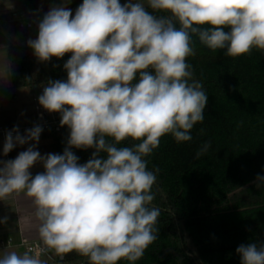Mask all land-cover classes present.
<instances>
[{"label":"clouds","instance_id":"1","mask_svg":"<svg viewBox=\"0 0 264 264\" xmlns=\"http://www.w3.org/2000/svg\"><path fill=\"white\" fill-rule=\"evenodd\" d=\"M70 17L67 7H52L38 38L27 41L42 62L72 53L64 64L67 80H49L38 97L70 129L67 146L62 155H41V126L24 135L18 127L7 132L4 155L18 144H36L0 161V200L31 198L42 251L61 258L75 251L89 264L135 262L159 232L160 210L150 207L159 169L149 170L145 157L164 135L191 141L194 125L204 120L208 96L186 62L196 54L193 35L233 58L264 51V0H147V7L139 0H83ZM129 138L140 142L118 147ZM210 146L205 142L196 157ZM73 147L95 151L81 165ZM37 163L45 171L33 177L29 169ZM255 182L264 185V176ZM30 252H6L0 264H43ZM236 252L241 264H264V242L241 244Z\"/></svg>","mask_w":264,"mask_h":264},{"label":"trees","instance_id":"2","mask_svg":"<svg viewBox=\"0 0 264 264\" xmlns=\"http://www.w3.org/2000/svg\"><path fill=\"white\" fill-rule=\"evenodd\" d=\"M82 3L20 0L14 12L38 17L39 24L52 7L65 6L73 13ZM12 13L0 16L2 25L8 23L15 34L24 33L26 29L9 21ZM27 41L7 48L11 89L33 90L47 86L49 80L66 81L64 64L72 53L42 62ZM193 46L196 54L186 62L208 96L204 120L194 125L191 141L177 142L171 134L164 135L159 147L145 157L149 170L159 169L150 205L160 210L159 232L141 259L118 264H241L238 246L264 242V185L257 187L255 182L257 176H264V51L253 48L250 54L233 58L224 50L201 45L195 35ZM53 114L59 132L42 131L40 138L48 144L36 150L62 155L70 129L61 126L60 113ZM139 142L129 138L118 147ZM205 142L211 146L197 158ZM71 151L82 165L95 149ZM60 258L56 254L49 264H89L75 251Z\"/></svg>","mask_w":264,"mask_h":264},{"label":"crops","instance_id":"3","mask_svg":"<svg viewBox=\"0 0 264 264\" xmlns=\"http://www.w3.org/2000/svg\"><path fill=\"white\" fill-rule=\"evenodd\" d=\"M20 0H15V3H7L5 6H0V16L9 14L14 12L17 9V6L19 4ZM0 28L4 29L8 23H2L0 22ZM10 78V76H9ZM4 86V85H3ZM11 89V83L10 88ZM26 89L27 92L25 94H28V98L30 99L32 95L36 93V91ZM16 89H12V100H14L13 104L10 108H6L5 106L2 107V104H0V126L4 127H15V126H22L28 124L30 122L33 112L30 102V108H26V106L22 105V98L20 93L15 92ZM1 103V102H0ZM33 144H36L35 141H31L27 146L22 147V149L15 154L11 160H14L20 152L26 151L28 147L32 146ZM48 144V140L39 138L38 144H36L37 147H45ZM51 152H42L41 155H45ZM31 175L34 177L38 173H42L45 171L43 166L39 163L35 164L32 168L29 169ZM11 206L12 210H14L15 216L12 215L11 217H8L11 220H15L13 227L10 226L8 228V231H5V233L0 232V236H13L14 238H18L19 235L22 237L28 239V240H41L39 236V221L35 218V208L34 205L31 202V198L26 197L23 193L20 196H16L15 194L11 195ZM2 206H0V209ZM4 209V208H3ZM0 210V213L3 214L5 210ZM7 219V220H9ZM4 218L0 219V222H3ZM56 256V254H55ZM47 257V256H46ZM52 258V257H51ZM55 259L49 260V263L54 262Z\"/></svg>","mask_w":264,"mask_h":264},{"label":"built area","instance_id":"4","mask_svg":"<svg viewBox=\"0 0 264 264\" xmlns=\"http://www.w3.org/2000/svg\"><path fill=\"white\" fill-rule=\"evenodd\" d=\"M32 20L38 21V17H31L24 13L14 12L11 15L10 22L15 24L20 29H30L32 28ZM1 22V21H0ZM44 87H36V93L31 96L30 102L32 107L33 116L26 125L15 126L18 127L21 135L26 133V130L31 129L32 127L39 125L42 127V131L47 132L48 134H54L59 132V124L55 119L53 112H49L44 109L38 101V97L43 94ZM14 127H4L0 126V161L11 160L13 154H17L22 147L27 146L31 141L24 145H16L7 155L3 153V146L5 143L6 133L11 131ZM15 135V134H14ZM2 167V165H0ZM23 248L24 252L31 249V255H38V258L46 257L53 252V250H43L45 246L43 245L42 240H28L21 235L18 238H14L10 235L0 236V252L6 251L13 248Z\"/></svg>","mask_w":264,"mask_h":264},{"label":"rangeland","instance_id":"5","mask_svg":"<svg viewBox=\"0 0 264 264\" xmlns=\"http://www.w3.org/2000/svg\"><path fill=\"white\" fill-rule=\"evenodd\" d=\"M15 3V0H0V6H5L7 3ZM128 2V0H121V5H124ZM133 3L137 2V0H132ZM139 2L144 3L145 6H147V0H139ZM75 12L72 13V17L74 18ZM32 28L26 30L24 33L15 34L12 30V27L7 24L4 29L0 28V104H2V107L5 106L6 108H10L13 104L14 100H12V89L10 88V78H9V53L7 48L18 46L25 44V42L31 38V37H37L38 36V21L32 20ZM4 85V86H3ZM15 92L20 93L22 98V105L30 108V99L28 98V94L26 89H16ZM11 196H8L6 199L0 200V206L2 208L0 210H5V212L0 213V219L7 217H11L12 215L15 216L14 210H12L11 206ZM9 220H6V222H0V232L5 233V231H8V228L10 226L13 227L15 220H11V222H8ZM13 237V236H12ZM16 252L17 254L22 255L24 253L23 248H13L8 249L6 251H1L0 256L5 254L6 252ZM55 252L49 254L47 257H41L39 258L43 264H47L49 260L56 259ZM52 257V258H51Z\"/></svg>","mask_w":264,"mask_h":264},{"label":"water","instance_id":"6","mask_svg":"<svg viewBox=\"0 0 264 264\" xmlns=\"http://www.w3.org/2000/svg\"><path fill=\"white\" fill-rule=\"evenodd\" d=\"M33 89L36 90V87H34ZM60 259H62V258H60Z\"/></svg>","mask_w":264,"mask_h":264}]
</instances>
